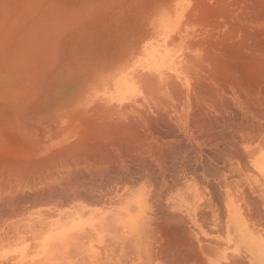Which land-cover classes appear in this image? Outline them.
I'll return each instance as SVG.
<instances>
[{
  "label": "crops",
  "instance_id": "crops-1",
  "mask_svg": "<svg viewBox=\"0 0 264 264\" xmlns=\"http://www.w3.org/2000/svg\"><path fill=\"white\" fill-rule=\"evenodd\" d=\"M187 17L188 14H183L169 30L155 29L157 35L180 44L166 67L151 70L146 66L151 62V51L153 61H159L161 45H145L134 61L141 81L136 100L149 105L153 112H77L80 116L98 118L85 123L100 128L92 134L93 138L84 140L85 144L80 139L78 148L94 146L101 150L102 146L117 150L118 162L110 161L109 153L104 152L108 153H100L104 160L86 158L71 163L64 159L46 163L48 175L57 164L64 167L58 173L59 180L103 181L111 177L121 181L120 205L46 204V241L29 238L2 243L0 264H264V143H259V117L255 116L259 112L253 110L258 106L256 90H251L255 88L253 79L234 62L213 61L210 55L196 61L195 50L184 45L187 40H181L190 35L184 28ZM203 52L211 53L209 49ZM223 63L231 67L235 77ZM233 77L239 81L237 78L233 81ZM236 84L238 87H232ZM202 89L209 90L205 93ZM209 94L215 97L209 98ZM111 104L117 106L115 102ZM127 132L137 139L129 138L132 134ZM101 160L107 163L102 164ZM115 163L121 165L116 173Z\"/></svg>",
  "mask_w": 264,
  "mask_h": 264
},
{
  "label": "rangeland",
  "instance_id": "rangeland-1",
  "mask_svg": "<svg viewBox=\"0 0 264 264\" xmlns=\"http://www.w3.org/2000/svg\"><path fill=\"white\" fill-rule=\"evenodd\" d=\"M194 1L0 0V125L5 128L4 133L11 134L15 143L19 142L16 134L22 136V133L32 140L46 142L45 157L50 158L56 150H67L66 147L74 140L86 136L90 138L98 131H95L96 125L90 129L92 126L85 123V119L94 118L80 116L77 112H153V108L149 105L144 107V103L139 100L128 102L124 106H113L106 102L103 93L109 91L113 80L122 74L138 87L140 75L134 61L140 51L144 50L145 45H160L162 36L157 35L155 29H166L165 24L177 25L179 16L176 17L174 12L180 11L184 6L183 10L188 14ZM196 13L198 12L195 11L186 18L184 28L191 35L183 39L187 42L206 41L201 43L202 46L194 47L197 52H194L195 59L202 61L204 56L214 53L203 52L208 50L206 43H217L221 34L228 30L212 24L209 30V23ZM167 56L168 54L165 57ZM254 103L253 101V105ZM258 104L262 108L259 114L262 115L264 101H257ZM263 116H259L260 144L264 143ZM84 126L89 133L86 134L87 128ZM81 149L84 148H78L75 152L71 150L72 158L67 155L61 160L74 163L75 160L91 159L94 155H97L94 159H98V155L106 151L85 148L83 151L88 152L85 154ZM112 151L113 149L106 151L112 156L105 155L113 157L109 158L111 161L118 162V151ZM47 158L45 164L52 159ZM37 167L43 169L46 165L43 167L41 163ZM114 167L115 173L121 169L118 164ZM48 172L47 164L43 174H30L33 178L39 174L47 177L46 187L43 189L45 192L42 196L36 192L18 194L16 197L19 198L12 205L16 208H12L16 215L15 221L30 215L33 220L46 222V204H114L121 201L122 182L119 180L110 177L105 181L78 182L77 189L71 194L69 187L63 186L70 180L52 182L48 177L54 176L57 171L51 170L50 175ZM65 189L68 190L67 194L64 193ZM0 212V231H4L9 224L5 221L13 212H10L12 215L8 209Z\"/></svg>",
  "mask_w": 264,
  "mask_h": 264
},
{
  "label": "bare ground",
  "instance_id": "bare-ground-1",
  "mask_svg": "<svg viewBox=\"0 0 264 264\" xmlns=\"http://www.w3.org/2000/svg\"><path fill=\"white\" fill-rule=\"evenodd\" d=\"M189 4V3H188ZM184 5V4H183ZM186 5V4H185ZM184 6L182 7V9H180V11H177V12H174L175 16H179V19L182 18V15L185 14V9L183 10ZM187 10V9H186ZM192 11V12H191ZM197 11L198 13L196 14H199L198 16H202L205 18V20L209 23V30H210V24L212 25H219L220 26V29L221 27L225 28L228 30V32H226L225 34H221V38L219 41H217V43H206V48L209 49L212 52V55H211V60L213 61H219V62H223V61H226V62H234V65L236 67L239 66V68H243V70L241 69L242 72H245L244 74H248V76H251V78L253 79V86H255V88L251 89L252 91L253 90H256V93L257 94V97H256V100L258 98L257 101H259L261 103V100L264 101V0H195L194 3H193V7L192 9L187 12L188 15H192L193 12ZM192 18V17H191ZM204 22V21H203ZM178 23V22H177ZM204 24V23H203ZM206 24V23H205ZM207 25V24H206ZM196 26V25H195ZM193 26V28L195 27ZM167 30H169V28H173L175 26H167L165 24L164 26ZM199 27V26H198ZM201 27H204L201 26ZM200 27V28H201ZM208 27V26H207ZM217 27V26H216ZM179 28V27H178ZM199 28V29H200ZM184 29V28H183ZM198 29V28H197ZM207 29V28H206ZM214 29V28H213ZM201 30V29H200ZM224 30V29H223ZM173 31V30H172ZM212 31V30H211ZM215 31V30H214ZM219 31V29H218ZM221 31V30H220ZM176 32V31H175ZM183 32V31H182ZM205 32V31H204ZM192 33V31H191ZM195 33V32H194ZM197 33V32H196ZM215 34V33H214ZM188 35V34H186ZM191 35V34H190ZM194 35V34H193ZM200 35V34H198ZM205 35V33H204ZM218 35V34H217ZM207 37V36H206ZM205 37V38H206ZM214 37V36H213ZM213 37H212V40H213ZM204 38V37H203ZM196 39V38H195ZM215 39V38H214ZM170 40V39H169ZM183 42H184V39H181ZM204 40V39H203ZM206 40V39H205ZM206 41H201V43H204ZM219 42V43H218ZM199 43V42H187L186 44L184 45H187L188 47H191L193 48L192 50H194V47H200L202 46V44ZM182 44V43H181ZM160 45L162 47V54H160L159 56L160 59L157 63H155L153 61L154 59V51H151L149 56H150V60L151 62H149L146 66L148 68H151V70H154L156 68H159V67H166L167 64L166 62L169 61L170 59H173L171 57H173L174 53H172L173 51L174 52H177V48L178 46H180V44L178 45V43L174 44V43H171L170 41H168V38L166 36H163L161 38V42H160ZM187 50V48H186ZM200 50V49H199ZM180 51V50H179ZM178 51V52H179ZM192 52V51H191ZM196 52V50H195ZM197 53V52H196ZM220 53V54H219ZM168 54L167 57H165L166 55ZM219 54V55H218ZM173 55V56H172ZM202 55L204 56V54L202 53ZM193 56V55H191ZM207 57V56H205ZM188 58V56H187ZM186 58V59H187ZM192 58V57H191ZM203 58V57H202ZM189 59V58H188ZM181 60V58H180ZM147 61V60H146ZM153 61V62H152ZM197 61V60H196ZM141 62V61H139ZM207 62V61H206ZM142 63V62H141ZM194 63V62H193ZM139 64V63H138ZM199 64V63H198ZM231 64V63H230ZM228 63V65H230ZM140 65V64H139ZM169 65V64H168ZM176 65V64H175ZM223 65H226L227 67V64H224ZM214 66V65H213ZM184 67V65H183ZM209 67V66H208ZM222 67V66H221ZM142 68V67H141ZM147 68V69H148ZM191 68V67H190ZM217 68V67H216ZM220 68V67H219ZM218 68V69H219ZM228 68V67H227ZM231 68V67H230ZM230 68H228L229 72L231 71ZM234 68V66H233ZM238 68V69H239ZM145 69V68H144ZM161 69V68H160ZM182 69V68H181ZM212 69V68H211ZM224 69V68H223ZM222 69V70H223ZM162 70V69H161ZM183 70V69H182ZM192 70V69H191ZM196 70V69H194ZM213 70V69H212ZM236 70V69H235ZM133 71V70H132ZM131 71V72H132ZM189 71V70H188ZM200 71V70H199ZM214 71V70H213ZM203 72V71H202ZM221 72V71H220ZM218 72V74L220 73ZM228 72V71H227ZM228 72V73H229ZM232 72V75H233V71ZM240 72V71H239ZM146 73V72H144ZM194 73V72H193ZM193 73H189L188 75H192ZM204 73V72H203ZM214 73V72H213ZM223 73V72H221ZM198 74V73H197ZM212 74V73H211ZM226 74V73H225ZM187 75V76H188ZM196 75V73H195ZM199 75V74H198ZM232 75L230 76L229 80L231 79ZM174 77V75H171ZM201 76V74H200ZM210 76V75H209ZM234 76V75H233ZM131 77V76H130ZM192 77V76H191ZM194 77V76H193ZM226 77V76H225ZM235 77V76H234ZM233 77V81L236 80V78ZM133 78V77H132ZM250 78V79H251ZM134 79V78H133ZM171 79V78H170ZM193 79V78H192ZM215 79V78H214ZM223 79V77H222ZM228 79V77H227ZM143 80V79H142ZM146 80V79H145ZM172 80V79H171ZM225 80V79H224ZM237 80L239 81V78H237ZM242 80V79H241ZM248 80V79H247ZM152 81V80H150ZM168 81V80H167ZM174 81V80H172ZM171 81V82H172ZM237 81V82H238ZM243 81V80H242ZM245 81V80H244ZM249 81V80H248ZM247 81V82H248ZM141 82V81H139ZM144 82V81H143ZM142 82V83H143ZM170 82V81H169ZM170 82V83H171ZM183 82V81H182ZM193 82V81H192ZM212 82H214L212 80ZM247 82L245 81L246 85H247ZM215 83V82H214ZM231 83V82H230ZM240 83V82H238ZM250 84L252 82H249ZM165 84H167V87L168 86V82H166ZM178 84V83H176ZM175 84V85H176ZM197 84V83H196ZM202 84V83H200ZM199 84V86H200ZM241 85L244 84V83H240ZM140 85V84H139ZM144 85V83H143ZM146 85V84H145ZM172 85V84H171ZM184 85V84H183ZM182 85V86H183ZM186 85V84H185ZM195 85V83H194ZM233 85V84H232ZM238 84L232 86V87H235L237 86ZM245 85V84H244ZM148 86V85H147ZM146 86V87H147ZM164 86V85H163ZM181 86V85H180ZM179 86V87H180ZM206 86V84L204 85ZM203 86V87H204ZM211 86V85H209ZM221 86V85H220ZM145 87V88H146ZM152 87V86H151ZM196 87V86H194ZM207 87V86H206ZM212 87V86H211ZM223 87V85H222ZM238 87V86H237ZM250 87V86H249ZM143 88V86H142ZM162 88V87H161ZM164 88V87H163ZM173 88H176V87H173ZM209 88V87H208ZM221 88V87H220ZM139 89V88H138ZM137 89V87L132 83V81H130L129 78H126L124 74L118 76L117 78H115L111 84V88L109 91L107 92H104L103 94H105L104 97L106 99V102L107 103H112V102H115L117 104V106H119L121 103H123L124 101H127V102H134L136 101V97L139 95V90ZM180 89V88H179ZM178 89V90H179ZM214 89V88H213ZM226 89V88H225ZM149 90V89H148ZM152 90V89H151ZM165 90V88H164ZM168 90V89H167ZM171 90V89H170ZM188 90V89H187ZM209 89H206L205 91H207ZM212 90V88H211ZM215 90V89H214ZM223 90V89H222ZM250 90V91H251ZM150 91V90H149ZM148 91V92H149ZM182 91V90H181ZM203 91V89H202ZM203 91V92H205ZM217 91V89L215 90ZM248 91V92H250ZM152 92V91H151ZM169 92V91H168ZM174 92V91H173ZM189 92V90H188ZM187 92V93H188ZM201 91L199 90V93ZM227 90H225L224 93H226ZM247 92V91H246ZM146 93V92H145ZM154 93V92H153ZM167 93V92H166ZM165 93V94H166ZM207 93V92H205ZM213 92H211L212 94ZM217 93V92H216ZM155 94V93H154ZM209 94V98L210 95ZM252 94V93H251ZM175 95V93H174ZM178 95V94H177ZM189 95V94H188ZM204 95V94H203ZM214 95V93H213ZM211 95L212 97H215ZM148 96V95H147ZM167 96V95H166ZM172 96V94L170 95ZM176 96V95H175ZM190 96V95H189ZM217 96H219L217 94ZM222 96V95H220ZM254 96V94H253ZM146 97V96H145ZM149 97V96H148ZM173 97V96H172ZM183 97V96H182ZM208 97V96H207ZM159 98V97H158ZM179 98V97H178ZM177 98V99H178ZM188 98V97H187ZM203 98V97H202ZM205 98V97H204ZM222 98V97H221ZM224 98V97H223ZM155 99V98H154ZM161 99V98H160ZM174 99V97H173ZM172 99V101H173ZM192 99V97H191ZM190 99V100H191ZM198 99V98H196ZM214 99V98H213ZM227 99V98H226ZM254 99V98H253ZM188 100V99H187ZM200 100V99H199ZM205 101L208 100V99H204ZM215 100H218V99H215ZM214 100V101H215ZM148 102V100H146ZM154 101V100H152ZM176 101V100H175ZM174 101V102H175ZM193 101V100H192ZM211 101V100H209ZM213 101V100H212ZM221 101V100H220ZM247 101V100H246ZM160 102V101H159ZM190 102V101H189ZM222 102V101H221ZM219 103V101H218ZM224 100H223V104H224ZM227 103V102H226ZM242 103V102H241ZM245 103V102H244ZM243 103V104H244ZM134 104V103H133ZM159 104V103H157ZM179 104V101L178 103ZM194 104V103H193ZM199 104V103H198ZM206 104V103H204ZM210 104V103H209ZM214 104V103H213ZM215 104L216 101H215ZM248 104V102H247ZM136 105V104H135ZM219 105V104H218ZM217 105V106H218ZM250 105V104H249ZM248 105V106H249ZM96 106V105H95ZM94 106V107H95ZM104 106V105H103ZM111 106V105H110ZM114 106V105H113ZM143 106V105H142ZM177 107V105H175ZM216 106V105H215ZM213 105V108L215 107ZM221 106H222V103H221ZM247 106V107H248ZM264 106V105H263ZM97 107V106H96ZM107 107V106H106ZM145 107V106H144ZM224 107V106H223ZM222 107V108H223ZM227 107V106H226ZM87 108V107H86ZM85 108V109H86ZM178 108V107H177ZM183 108V106H182ZM193 108V107H192ZM212 108V107H211ZM216 108V107H215ZM220 108V107H219ZM81 109V108H80ZM79 109V110H80ZM99 109V108H98ZM111 109V108H110ZM116 109V108H115ZM190 109V108H189ZM194 109V108H193ZM218 110V108H216ZM227 109V108H226ZM231 109V108H230ZM261 106L258 104L257 106V110L256 109H253L255 112L258 111L259 113L261 112ZM88 110V109H87ZM94 110V108H93ZM122 110V109H121ZM197 110V109H196ZM216 110V111H217ZM123 111V110H122ZM140 111V110H139ZM193 111V110H192ZM251 111V110H250ZM249 111V112H250ZM138 112V111H137ZM148 112V111H147ZM198 112V111H196ZM238 112V111H237ZM252 112V111H251ZM250 112V113H251ZM254 112V113H255ZM86 113V112H85ZM89 113V112H88ZM221 113V112H220ZM91 114V113H90ZM113 114V113H112ZM192 114V113H191ZM195 114V112L193 113ZM200 114V113H199ZM212 114V113H211ZM257 114V113H256ZM261 114V113H260ZM258 114L259 116H263ZM224 115V114H222ZM239 115V114H238ZM258 115H255L257 116V118L259 117ZM88 115H86V118H87ZM92 115H90V118H91ZM114 116V114H113ZM143 116V115H142ZM84 117V116H83ZM149 117V116H148ZM223 117V116H222ZM234 117V116H233ZM238 117V116H237ZM264 117V116H263ZM218 118V117H217ZM95 119V118H94ZM99 119H102V118H99ZM109 119V118H108ZM113 119V118H112ZM238 119V118H237ZM246 119V118H245ZM86 120V119H85ZM89 120V119H88ZM91 120V119H90ZM216 120V119H215ZM84 121V120H83ZM107 121V120H105ZM205 121V120H204ZM233 121V120H232ZM246 121V120H245ZM74 122V121H73ZM86 122V121H85ZM90 123V121H88ZM93 122V121H92ZM117 122V121H116ZM133 122V121H132ZM207 122V121H206ZM210 122V121H209ZM212 122V121H211ZM217 122V121H216ZM80 123L83 124V122L81 121ZM87 123V122H86ZM94 123V122H93ZM96 123V122H95ZM103 123V122H102ZM128 123V122H127ZM205 123V122H204ZM203 123V125H204ZM208 123V122H207ZM213 123V122H212ZM218 123V122H217ZM239 123V122H238ZM120 124V123H119ZM130 124V123H129ZM237 124V123H236ZM235 124V125H236ZM109 126H112L110 123H108ZM107 123H106V126H108ZM117 125V124H116ZM126 126V124H124ZM244 126V123L242 124ZM241 125V126H242ZM115 127V125H113ZM112 126V127H113ZM120 126V125H119ZM129 126V125H128ZM189 126V125H188ZM197 126V125H196ZM209 126V125H208ZM239 126V125H238ZM239 126V127H241ZM248 126V125H247ZM250 126V125H249ZM75 127V126H74ZM85 127V126H84ZM93 127H95V125H93L92 127H90V129ZM110 127V128H112ZM113 127V129H115ZM130 127V126H129ZM195 127V126H194ZM79 128V127H78ZM87 128V127H85ZM109 128V127H108ZM9 129V128H8ZM67 129V128H66ZM97 126L95 128V131H96ZM100 129V128H99ZM98 129V130H99ZM102 129V127H101ZM106 129V128H105ZM123 129V128H122ZM4 130L5 128L2 127L0 125V211H2V209H4V212H5V209H8L9 210V214H11L12 212V216H10L5 222L9 223L7 225V228L3 231L1 230L0 231V244L2 243H9V242H22L24 241L25 239H31V238H37L38 241H46V222L43 221V220H33L30 218V215H27L26 217L24 218H21L19 220H16L14 219V211L13 209H16V208H13L12 205H14L13 201H15L16 198H19V197H16L18 194H26L27 192H36L38 194H40L42 196V194L45 192V190L43 191V189H45L46 187V179L47 177L45 175H42L43 172L46 170V167L43 168V169H39V167H37L38 165H40L41 163L43 164V167L44 165H46L44 162H47L46 158V142H41V141H36V140H32L30 139V137H28L26 134L22 133V136H17V139L19 142H14V140L12 139V137H10L11 134H6L4 133ZM73 130V129H72ZM86 134L87 132L89 133L88 131V128L86 129ZM119 130V129H118ZM125 131V128L123 129ZM128 130V129H127ZM133 130V129H132ZM257 130V129H256ZM70 131V129H69ZM68 131V132H69ZM107 131V130H106ZM112 131V129H111ZM117 131V130H116ZM248 131V130H247ZM61 132V131H60ZM83 132V131H82ZM93 132V131H92ZM100 132V131H99ZM126 132V131H125ZM133 132V131H132ZM59 133V132H58ZM70 133V132H69ZM74 133V132H72ZM115 133V130L114 132ZM129 132H127L128 134ZM194 133V132H193ZM245 133V132H244ZM71 134V133H70ZM79 134V133H78ZM85 134V133H84ZM96 134V133H94ZM101 134V132H100ZM99 134V135H100ZM117 134V133H116ZM125 134V133H124ZM126 134V135H127ZM130 134H132L130 132ZM128 134V135H130ZM243 134V133H242ZM256 134V133H255ZM74 135V134H73ZM76 135V134H75ZM99 135H97V138L99 137ZM108 135V134H107ZM202 135V134H201ZM206 135V133H205ZM249 135V134H248ZM259 135V134H258ZM77 136V135H76ZM86 136V135H85ZM105 136V135H104ZM104 136L102 135V137L104 138ZM132 137V139L134 140L136 136H134L133 134L129 136V138ZM108 137V136H107ZM106 137V138H107ZM122 137V136H120ZM23 138V139H22ZM80 138V137H79ZM84 139L86 138H89L86 136L85 137H82ZM81 138V139H82ZM93 138V136H92ZM128 138V139H129ZM176 138V137H175ZM90 139V138H89ZM110 139V138H109ZM108 139V140H109ZM118 139V138H117ZM127 139V138H126ZM137 139V138H136ZM135 139V140H136ZM254 139V138H253ZM71 140V139H70ZM106 140V139H105ZM121 140V139H120ZM131 140V139H130ZM83 141V139H82ZM95 141V140H94ZM101 141V140H100ZM112 141V140H110ZM113 141H117V140H113ZM123 141V140H122ZM128 141V140H127ZM54 142V141H53ZM65 142V141H64ZM79 142L81 143V141L78 139V140H74V142H71L70 145H68L66 147L67 150H65L64 148H61V149H58L55 151V154L52 153L50 155V158H47V159H51V161L53 160H57L56 162H59L61 160V158H64L65 156H69L70 155V152L72 150V152L74 151H77L78 149V144ZM85 142V141H84ZM104 142V141H103ZM109 142V141H108ZM120 142V141H119ZM118 142V143H119ZM137 142V141H136ZM134 141V143H136ZM63 143V142H62ZM96 143V142H95ZM116 143V142H115ZM130 143V142H129ZM248 143V142H247ZM50 144V143H49ZM64 144V143H63ZM67 144V143H66ZM84 144V143H83ZM92 144V143H91ZM94 144V142H93ZM98 144V143H96ZM95 144V145H96ZM251 144V143H250ZM115 145V144H114ZM120 145V144H118ZM108 146V145H107ZM117 146V145H116ZM133 146V145H132ZM61 147V146H60ZM81 147V146H80ZM83 147V146H82ZM86 147V146H85ZM94 148V146H92ZM101 149L102 146H100ZM125 147V146H124ZM189 147V146H188ZM193 147V146H192ZM118 148V147H117ZM231 148V147H230ZM85 149V148H84ZM83 149V150H84ZM87 149H89V146H87ZM95 149V148H94ZM100 149V148H99ZM106 149V147L104 148ZM111 149V148H110ZM121 149H124V148H121ZM127 149V148H126ZM136 149V148H135ZM66 152H64V151ZM80 150V149H79ZM82 150V149H81ZM82 150V151H83ZM125 150V149H124ZM124 150L123 153L125 152ZM128 150V149H127ZM136 150H139V149H136ZM164 150V149H163ZM81 151V153H82ZM90 151V150H89ZM97 151V150H96ZM103 151V150H102ZM108 151V150H106ZM105 151V152H106ZM114 151V150H113ZM112 151V152H113ZM121 151V152H122ZM80 152V151H79ZM85 153V151H83ZM93 152V151H92ZM116 152V151H115ZM127 152V151H126ZM125 152V153H126ZM172 152V151H171ZM83 153V156L85 154H87L88 152H86L85 154ZM110 154V152H108ZM107 153V154H108ZM193 153V152H192ZM233 153V152H232ZM240 153V152H239ZM54 154V155H53ZM92 154H95V153H92ZM97 154V153H96ZM99 154V152H98ZM103 154V152H102ZM114 154V153H112ZM90 155V154H88ZM105 155V153H104ZM103 155V156H104ZM111 155V154H110ZM231 155V154H230ZM229 155V156H230ZM54 156H57L56 158ZM73 156V155H70V157ZM94 156H97V155H94ZM93 156V158H94ZM99 156L100 154L98 155V159L97 160H100L99 159ZM101 156V157H103ZM112 156V155H111ZM116 156V155H115ZM123 156V155H122ZM121 156V157H122ZM125 156V155H124ZM123 156V157H124ZM49 157V156H48ZM86 157V156H84ZM90 157V156H89ZM92 157V156H91ZM139 157V156H138ZM44 158L46 161H44ZM72 158V157H71ZM96 158V157H95ZM108 158H113V157H108ZM106 158V159H108ZM217 158V157H216ZM219 158V157H218ZM42 161H41V160ZM86 159V158H85ZM89 159V158H88ZM87 159V160H88ZM102 159V158H101ZM122 159V158H120ZM83 160V159H82ZM95 160V159H94ZM93 160V161H94ZM104 160V159H102ZM101 160V161H102ZM115 160V159H114ZM136 160V159H135ZM238 160V159H237ZM92 161V160H91ZM92 161V162H93ZM106 161V160H105ZM104 161V162H105ZM108 161V164H109V160ZM111 161V160H110ZM113 161V160H112ZM123 161V160H122ZM102 161V164L104 163ZM116 162V160H115ZM147 162V161H146ZM81 163V162H80ZM89 163V161H88ZM95 163V161H94ZM107 163V162H105ZM97 164V162L95 163V165ZM116 164V163H115ZM118 164V163H117ZM99 165V164H98ZM36 166V167H35ZM119 166V165H118ZM125 166V165H124ZM42 167V166H41ZM93 167V166H91ZM95 167V166H94ZM6 168V169H5ZM119 168V167H118ZM55 175L54 176H49L48 177V180L52 181V182H55V181H60V177L58 176V173H61L64 171V167L63 166H60L57 164V166H55ZM53 171V170H52ZM99 171V170H98ZM107 171V170H106ZM105 171V172H106ZM114 171V170H113ZM252 171V170H251ZM33 172V174L35 172H39V173H42V174H39L37 177L33 178V177H30V174ZM108 172V171H107ZM81 173V172H80ZM99 173V172H98ZM101 173V171H100ZM104 173V172H103ZM155 173V172H154ZM102 174V173H101ZM147 174V173H146ZM100 175V174H99ZM141 175V174H140ZM76 177V176H75ZM75 177H73V179H75ZM81 177V175H80ZM85 177V176H84ZM91 177V176H89ZM108 177V176H107ZM92 178H94L92 176ZM71 179V178H70ZM77 179H79L77 177ZM86 179V178H85ZM107 179V178H106ZM89 180V179H88ZM71 182H68V183H64L63 186L64 187H69V189L71 190L70 193L73 194V192L77 189V181L75 180H70ZM86 181V180H85ZM103 181H105L103 179ZM80 182V181H79ZM155 182V181H154ZM61 185V184H60ZM79 185V184H78ZM81 185V184H80ZM86 185V184H85ZM88 185V184H87ZM95 185V184H94ZM104 185V184H103ZM107 185V184H106ZM63 187V188H64ZM80 187V186H79ZM90 188V187H89ZM98 188V187H97ZM126 188V187H125ZM52 189V188H51ZM64 190V189H63ZM66 190V189H65ZM81 190V189H80ZM107 190V189H106ZM61 191V190H60ZM68 190L64 191L65 194H67ZM110 191V190H109ZM108 191V192H109ZM131 191V190H130ZM94 192V191H93ZM154 192V191H153ZM253 192V191H252ZM142 193V192H141ZM37 194V195H38ZM46 194V193H45ZM242 194V193H241ZM31 195V194H30ZM44 195V194H43ZM64 195V194H62ZM128 195V194H127ZM130 195V194H129ZM167 195V194H166ZM34 196H36V194H34ZM59 196V195H58ZM73 196V195H72ZM110 196V195H109ZM119 196V195H118ZM38 197V196H37ZM251 197V196H250ZM52 198V197H51ZM72 198V197H71ZM78 198V197H77ZM92 198V197H91ZM107 198V197H106ZM126 198V197H125ZM123 198V199H125ZM69 199V198H68ZM79 199V198H78ZM45 200V199H44ZM83 200V199H82ZM98 200V199H96ZM245 200V199H244ZM31 201V200H30ZM40 201V200H39ZM71 201V200H70ZM85 201V200H84ZM120 201V200H119ZM118 201V204L120 205ZM42 202V201H41ZM37 203V202H36ZM88 203V202H87ZM131 203V202H130ZM249 203V202H248ZM16 204V203H15ZM61 204V203H60ZM118 204H115V205H118ZM124 204V203H123ZM37 205V204H36ZM67 205V204H66ZM88 205V204H87ZM93 205V204H92ZM39 206V205H38ZM96 206V205H95ZM62 207V206H61ZM13 208V209H12ZM61 209V208H60ZM106 209V208H104ZM117 209V208H116ZM7 211V210H6ZM74 211V210H73ZM85 211V210H84ZM93 211V210H92ZM116 211V210H115ZM118 211V210H117ZM120 211V210H119ZM118 211V212H119ZM11 212V213H10ZM63 212V211H62ZM111 212V211H109ZM117 212V213H118ZM1 213V212H0ZM8 213V212H7ZM106 213V212H105ZM8 214V215H9ZM20 215V214H19ZM24 215V214H22ZM60 215V214H59ZM107 215V214H105ZM104 215V216H105ZM110 215V214H109ZM113 215H115L113 213ZM119 215V214H117ZM18 216V215H17ZM61 216V215H60ZM92 216V215H91ZM99 216V215H98ZM116 216V215H115ZM173 216V215H172ZM90 217V216H89ZM107 217V216H106ZM118 217V216H117ZM4 218V217H3ZM36 218V217H35ZM121 218V217H120ZM101 219V218H100ZM91 220V219H89ZM94 220V219H93ZM92 220V222H93ZM54 221V220H53ZM97 221V220H96ZM23 222V223H22ZM52 222V221H51ZM86 222V221H84ZM174 222V221H173ZM177 222V221H176ZM6 223V224H7ZM5 224V225H6ZM109 224V223H108ZM45 225V226H44ZM184 225V224H183ZM35 227H38L39 230H35L33 231L32 233L30 232V229L31 228H35ZM45 229H44V228ZM118 228V227H117ZM65 229V228H64ZM57 231V230H56ZM56 231L54 233H56ZM111 231V230H109ZM59 232V231H58ZM82 232V231H81ZM52 233V232H51ZM50 233V234H51ZM165 233V232H164ZM163 233V234H164ZM186 233V232H185ZM59 234V233H58ZM57 234V235H58ZM56 235V234H54ZM88 235V234H87ZM61 237V236H60ZM190 238V237H189ZM57 239V238H56ZM35 240V239H33ZM48 240V239H47ZM105 240V239H104ZM126 240V239H125ZM27 241V240H26ZM31 241V240H30ZM28 241V243L30 242ZM54 241V240H53ZM36 242V241H34ZM86 243V242H85ZM120 243V242H119ZM193 243V242H192ZM109 244V243H108ZM129 244V243H128ZM186 244V243H185ZM43 245V244H41ZM125 245V244H124ZM171 245V244H170ZM127 246V245H126ZM203 247V246H202ZM14 249H10V251H13ZM37 250V249H36ZM35 250V251H36ZM42 250V249H41ZM4 251V250H3ZM116 251V250H115ZM73 252V251H72ZM131 252V251H130ZM196 252V251H195ZM24 254V252H23ZM35 254V253H34ZM84 254V253H83ZM78 260V259H77ZM85 261V260H84ZM38 264V262H37Z\"/></svg>",
  "mask_w": 264,
  "mask_h": 264
}]
</instances>
